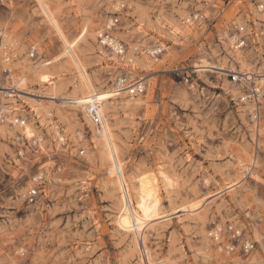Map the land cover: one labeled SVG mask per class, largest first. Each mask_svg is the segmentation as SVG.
<instances>
[{"label":"rangeland","instance_id":"374dc122","mask_svg":"<svg viewBox=\"0 0 264 264\" xmlns=\"http://www.w3.org/2000/svg\"><path fill=\"white\" fill-rule=\"evenodd\" d=\"M112 18L123 57L96 38ZM252 24L264 0H0L17 54L0 95V264H264V146L248 172L252 106L233 79L264 74L232 47ZM159 170L172 183L158 175L146 216L139 180Z\"/></svg>","mask_w":264,"mask_h":264},{"label":"built area","instance_id":"2783aa9c","mask_svg":"<svg viewBox=\"0 0 264 264\" xmlns=\"http://www.w3.org/2000/svg\"><path fill=\"white\" fill-rule=\"evenodd\" d=\"M263 6H261V9ZM112 21L109 20L108 24L98 30L96 38L98 43L113 52L118 57H123L126 53V44L116 37L113 33V27L118 22L117 18H112ZM253 24L250 29L244 25H241L237 28V33L233 36L232 47L235 49L251 48L257 57L264 59V26L253 29ZM161 52L160 49L156 51L155 54ZM37 50L32 48L31 56H35ZM17 57V54L14 52L11 45H9L2 34L0 33V92H3L5 87H9L10 77H11V68L10 64ZM260 77L264 78L263 73H248L247 76L242 77L239 75L234 76L233 79L238 82V84L245 86L246 91L243 100L250 102L252 106L251 118L254 125V162L250 165V168H254L256 163V158L258 157V150L260 147L264 146V115L262 114V100L264 99V85H260ZM264 80V79H263ZM126 80L124 78H118L114 82V88L118 90H127L129 93L134 95L142 94L145 91V86L141 81L136 83L126 85ZM90 119L92 122L98 126L102 123V117L97 112H92L90 114ZM6 119V112L0 107V120L4 121ZM14 123L24 125V119H16ZM38 141H35L37 143ZM37 189L32 188L29 191V200L33 202L37 197ZM230 232L232 233L233 239H238L241 236V232L233 227H229ZM219 229H216L214 232V237L219 236ZM242 247L246 252H249L253 248L252 242L250 240H243Z\"/></svg>","mask_w":264,"mask_h":264},{"label":"bare ground","instance_id":"6f19581e","mask_svg":"<svg viewBox=\"0 0 264 264\" xmlns=\"http://www.w3.org/2000/svg\"><path fill=\"white\" fill-rule=\"evenodd\" d=\"M202 67H214V66L203 65ZM221 69L222 68H220V70ZM241 76L245 77V76H247V73H241ZM142 84H143V82H142ZM5 89L6 90H4L3 92H0V95L8 97V96H11L13 94V92L15 91L11 87H5ZM116 91H118V90H115V91L113 90L110 93H113V92H116ZM119 91H121V90H119ZM130 94H132V93H130ZM0 100H2L1 96H0ZM3 103H5V102H3ZM82 104L85 106L87 114L89 116H91L90 114H92V112H96V110L98 108V105H99V101L97 99H89V100H85V102H83ZM34 107L36 108V106H34ZM3 109H5V107ZM27 127H31V126L27 125ZM252 170H253V168L249 167L248 172H251ZM152 174L144 176V177H142L139 180V191L138 192H139V197H140L142 205H143V212L145 213L146 216H150L151 215V213L154 211V209L156 208L157 203L159 201L158 199H159L160 190H159V186H158V182H159L158 181L159 180L158 175H160L162 180H164L167 184H171L172 183L171 181L169 182V178L164 174L163 171L159 170L157 173L153 172ZM140 239H142V246H144V250H145L146 238L142 237ZM136 244L137 245L139 244L138 240L136 241Z\"/></svg>","mask_w":264,"mask_h":264}]
</instances>
